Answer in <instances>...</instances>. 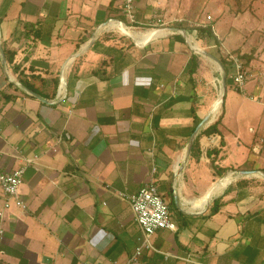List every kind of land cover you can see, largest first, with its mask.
I'll use <instances>...</instances> for the list:
<instances>
[{
	"label": "crops",
	"instance_id": "0c3cea01",
	"mask_svg": "<svg viewBox=\"0 0 264 264\" xmlns=\"http://www.w3.org/2000/svg\"><path fill=\"white\" fill-rule=\"evenodd\" d=\"M188 2L136 0L130 24L119 0H0V170L28 164L25 208L0 218V264H127L143 233L120 192L150 181L171 195L176 229L158 230L139 264H264V124L245 153L236 133L239 158L224 129L225 56L256 59L233 21L195 18ZM222 113L223 146L208 132Z\"/></svg>",
	"mask_w": 264,
	"mask_h": 264
},
{
	"label": "rangeland",
	"instance_id": "374dc122",
	"mask_svg": "<svg viewBox=\"0 0 264 264\" xmlns=\"http://www.w3.org/2000/svg\"><path fill=\"white\" fill-rule=\"evenodd\" d=\"M184 1L186 2V0H181L182 3ZM189 1L190 2L187 4L188 11L192 10L194 13L197 12V16H194L195 18L199 17V13H202L205 16L207 15V19L208 15H211L213 20L222 15V18H219L218 20H223V25L227 27H229L233 21V24L239 29L236 30L235 37L239 38L244 35V54L248 53L252 56V59H256V61L252 63L248 62L245 64L239 51L235 52L236 54L234 53L243 61V68L247 71L248 78L246 82L248 85L245 83V89H247L248 94L243 93L246 91H244V89H239L234 83H231V80L228 78L229 83L227 84V95L225 96L226 126L224 129L227 132V137L230 141V153L232 158H239L242 154L248 152L247 145L249 140H251L257 132H261V129L258 128V124L260 126L264 124V106L263 104L255 102V100H264V93L259 92V89H262V83L264 82V0ZM182 6L186 7V5L183 4ZM234 14L240 15L239 20H234ZM225 57L229 59L227 56ZM229 62L230 73L232 75L236 72V67L232 65L230 60ZM255 84L258 87L257 90H254ZM221 88H223V84L220 86V89ZM237 132L242 135V144L246 148V150H242V152H244L242 154H240L239 149H237L238 152H236L233 147L236 145L235 136L237 135ZM252 157H254V154H251L249 157L250 160ZM258 174H261V172H258ZM164 198L168 202L172 201L169 193H166Z\"/></svg>",
	"mask_w": 264,
	"mask_h": 264
},
{
	"label": "built area",
	"instance_id": "2783aa9c",
	"mask_svg": "<svg viewBox=\"0 0 264 264\" xmlns=\"http://www.w3.org/2000/svg\"><path fill=\"white\" fill-rule=\"evenodd\" d=\"M119 2L129 23L134 24L136 22V0H119ZM208 18L210 19L211 15H208ZM153 23L164 25L162 17L157 14L154 15ZM228 58L236 67V72L233 74L235 85L239 89H245L248 75L243 68V61L239 56L230 52L228 53ZM27 161L30 162V159H27ZM27 165L18 167L10 172L0 170V189L4 196L3 208L0 209V218L4 216V210L9 209L13 205L25 208V202L20 195V185ZM120 196L130 202L134 218L143 233L127 263L139 264L144 251L154 248L152 236L160 229L168 228L174 230L176 225L172 218L170 206L154 181L146 183L133 193L120 192ZM3 234L4 229L1 227L0 238Z\"/></svg>",
	"mask_w": 264,
	"mask_h": 264
},
{
	"label": "trees",
	"instance_id": "16d2710c",
	"mask_svg": "<svg viewBox=\"0 0 264 264\" xmlns=\"http://www.w3.org/2000/svg\"><path fill=\"white\" fill-rule=\"evenodd\" d=\"M211 31V30H210ZM7 59H8V61H10V62H13V60H14V53L13 54H10L8 57H7ZM221 60H222V62L224 63V65H225V67L227 68V66H228V63L226 64V62H227V59L226 58H223V57H221ZM21 80V82L27 87V88H29L30 90H33V91H35V92H38V93H40L42 96H44L43 95V93L37 88V87H35L34 86V84H32L31 82H29V80L28 79H20ZM222 119H223V113L218 117V119L208 128V132H214V133H217V134H219L220 135V145L221 146H223L224 145V143H225V139H224V136H223V134L221 133V130L218 128V125L222 122ZM220 153V148L218 147H209L208 149H207V154H208V156L213 160L212 162H213V166H214V168H216L217 170V172L219 173V174H222L225 170H226V168H219L218 166H217V164L215 163V157L214 156H217L218 154ZM219 209V206H218V203H217V201H216V199L214 200V205H213V207H212V210H213V212H216L217 210Z\"/></svg>",
	"mask_w": 264,
	"mask_h": 264
},
{
	"label": "bare ground",
	"instance_id": "6f19581e",
	"mask_svg": "<svg viewBox=\"0 0 264 264\" xmlns=\"http://www.w3.org/2000/svg\"><path fill=\"white\" fill-rule=\"evenodd\" d=\"M115 25V24H114ZM118 26L121 27V29L123 31H125L126 33L128 34H133V35H137L136 32L132 31L131 29H129L127 26H125L124 24L120 25L118 23ZM110 27V26H109ZM155 31V30H154ZM164 32V31H163ZM152 34V31L151 32H147L143 35H140V36H137L138 40L139 41H143L145 40L146 38H148L150 35ZM139 35V34H138ZM200 52H205V50H203L202 48L200 47H196ZM221 68V67H220ZM219 81V80H217ZM222 88L220 89V94H219V97H218V103H220L221 101V95H222ZM213 104V103H212ZM216 109V108H215ZM214 117V116H213ZM262 174V173H261ZM232 177V173L230 172L229 174H227L224 178H222L218 183H215V185L209 190V194L214 192V191H217L219 188L225 186L231 179ZM206 198L207 196L205 195L204 197H202L201 199V205H204V203L206 202Z\"/></svg>",
	"mask_w": 264,
	"mask_h": 264
},
{
	"label": "water",
	"instance_id": "95a60500",
	"mask_svg": "<svg viewBox=\"0 0 264 264\" xmlns=\"http://www.w3.org/2000/svg\"><path fill=\"white\" fill-rule=\"evenodd\" d=\"M37 96H40L39 94H37V93H35ZM222 98H223V94H222V96H221V101H222Z\"/></svg>",
	"mask_w": 264,
	"mask_h": 264
}]
</instances>
